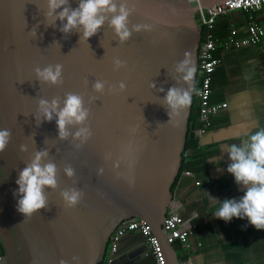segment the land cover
<instances>
[{
    "label": "water",
    "instance_id": "obj_1",
    "mask_svg": "<svg viewBox=\"0 0 264 264\" xmlns=\"http://www.w3.org/2000/svg\"><path fill=\"white\" fill-rule=\"evenodd\" d=\"M225 1L119 0L131 13L130 29L138 24L151 28L120 44L107 24L87 42H79L80 33H61L59 20L55 28H46V0H0V129L11 131L10 143L0 153L2 264H75L73 257L79 264H101L111 236L130 219L150 227L166 264H179L163 222L174 200L172 188L184 159L197 84L203 28L196 25L194 14L199 7ZM69 2L73 9L78 7V0ZM38 24L34 39L29 32ZM185 52L191 53L195 71L187 85L178 86L190 88L191 104L168 123L159 103L176 86L171 77ZM116 58L126 67L114 70ZM56 64L63 66V85L40 84L34 69ZM97 79L109 87L124 81L128 87L96 93L92 83ZM69 92L83 95L90 109L87 123L93 135L83 144L58 140L55 119L36 126L38 101L59 98L62 106ZM21 145L27 151L22 152ZM44 148L57 165L58 187L45 190L47 208L25 218L17 211L16 180L34 152ZM67 165L75 169L73 178L64 174ZM72 187L84 196L69 208L60 193ZM114 258L111 264L117 263Z\"/></svg>",
    "mask_w": 264,
    "mask_h": 264
},
{
    "label": "clouds",
    "instance_id": "obj_2",
    "mask_svg": "<svg viewBox=\"0 0 264 264\" xmlns=\"http://www.w3.org/2000/svg\"><path fill=\"white\" fill-rule=\"evenodd\" d=\"M46 4L45 21L50 22L44 23L45 27L55 28L56 21L59 20L61 26L58 30L65 36L73 32L80 33L79 42L82 39L87 42L105 24L113 30L120 44L130 40L133 33L151 30L149 25L139 24L132 25L130 29L129 17L131 13L119 0H78V7L75 9L72 8L69 0H46ZM38 28L39 24L29 32L34 39L37 38ZM113 65L114 70L118 71L126 67V62L116 58ZM194 71L191 53L185 52L184 58L174 66L175 75L171 77L176 86L170 87L159 103L166 109L169 116L168 123L173 116L187 110L190 106V88L178 85L181 83L187 85L193 79ZM34 74L40 84L63 85V66L60 64L48 65L43 68L36 67ZM150 86L156 88L154 83H151ZM127 87L128 85L124 81L111 87L107 85L106 81L100 79L92 83L93 91L101 94L106 88L110 92H123ZM159 91L163 93L165 90L161 87ZM89 116L90 109L85 106L84 96L69 92L65 94L62 106L59 98H53L51 101L41 98L38 101L35 121L36 126L39 127L42 122L50 123L55 119L58 140L68 141L71 138L83 144L93 135L87 123ZM162 125L165 124L157 123V127ZM73 128L76 130L74 132L70 131ZM130 131L134 133L135 129L132 128ZM10 140L11 131L0 129V153L6 150ZM20 150L22 152L27 151V146L21 145ZM226 151L231 161L227 167V172L234 177L235 184L246 189V191L238 200L233 198L215 203V205L219 204L220 207L213 215L216 219L223 220L226 223L231 222L233 218L247 219L248 225L257 230H264V128L251 134L249 140L242 146L238 144L226 146ZM49 157L48 148L35 151L33 157L25 164L16 180L18 192L14 195L20 197L17 201V211L25 218H31L39 210L47 208L49 201L45 190H55L58 187V168L56 163ZM106 158H110V156ZM63 171L68 178H73L76 174L71 165L65 166ZM102 173L103 169L101 168L98 170V174ZM60 195L65 205L71 208L82 201L84 193L82 190L72 187L63 190ZM208 199L215 201V198L208 197ZM72 260L75 264H79L78 257H73ZM60 264H67V262L61 260Z\"/></svg>",
    "mask_w": 264,
    "mask_h": 264
},
{
    "label": "crops",
    "instance_id": "obj_3",
    "mask_svg": "<svg viewBox=\"0 0 264 264\" xmlns=\"http://www.w3.org/2000/svg\"><path fill=\"white\" fill-rule=\"evenodd\" d=\"M245 16L233 12L227 17L238 38L244 35ZM254 19L264 25V9ZM217 57L221 64L213 74L211 102L227 106L213 117L209 129L195 134L205 154L203 169L190 172L191 176L183 172L172 190L179 203L178 214L186 225L197 228L187 248L173 247L179 260L189 258L193 264H264V230L248 225L247 219L233 218L226 223L213 215L220 207L215 203L238 200L246 191L227 172L231 161L226 146H242L251 134L264 128V55L258 47L248 46L219 49ZM114 259L116 264H154L145 240L136 233L121 240Z\"/></svg>",
    "mask_w": 264,
    "mask_h": 264
},
{
    "label": "built area",
    "instance_id": "obj_4",
    "mask_svg": "<svg viewBox=\"0 0 264 264\" xmlns=\"http://www.w3.org/2000/svg\"><path fill=\"white\" fill-rule=\"evenodd\" d=\"M191 1L199 2L200 0ZM263 9L264 0H227L221 5L212 6L208 9L199 7L195 12L196 25H201L206 30L198 51L197 84L193 101L203 125L201 129L195 132L196 135L209 129L212 126L213 117L217 116L227 106L226 104L211 102L213 74L221 64V59L216 57L215 52L218 49L227 50L229 47L239 49L252 46L258 47L264 55V25L254 19V14L261 12ZM233 12H242L248 15L244 35L238 38L237 31L230 29L229 36L225 40L214 38L212 31L216 23L220 19L229 17ZM184 175L191 176L192 173L184 172ZM198 185L199 183H196V186ZM178 207L179 203H175L173 200L163 222V230L169 245L178 244L187 248L190 236L197 231V228L185 224L183 217L177 212ZM132 233L140 235L145 240L154 264H166L150 227L145 222L137 219L124 221L117 227L109 241V254L106 264L112 263L114 256L119 251L121 240ZM0 264H2V255H0ZM179 264L193 263L191 259L185 258L180 260Z\"/></svg>",
    "mask_w": 264,
    "mask_h": 264
},
{
    "label": "trees",
    "instance_id": "obj_5",
    "mask_svg": "<svg viewBox=\"0 0 264 264\" xmlns=\"http://www.w3.org/2000/svg\"><path fill=\"white\" fill-rule=\"evenodd\" d=\"M246 19L248 18V15L245 14ZM230 32V23L228 21V18L220 19L212 31V34L214 38L218 40H225L229 36ZM206 33V30L203 29V37ZM219 49L215 52V55L217 57V52ZM213 81V79H212ZM211 89H212V83H211ZM203 127L202 122L200 121L198 110L196 108L195 103L193 102V108L191 117L189 120V126H188V134L186 139V145H185V154L184 159L182 162V166L179 172V176L177 179L181 176L183 172H199L204 167L205 162V154L203 153V149L199 146L197 139L195 138V132ZM177 179L173 185L172 190L174 189V186L177 182ZM109 248V246H108ZM2 250L0 248V255H2ZM109 254V250L107 249V254L105 256L104 261L101 264H106L107 257Z\"/></svg>",
    "mask_w": 264,
    "mask_h": 264
}]
</instances>
